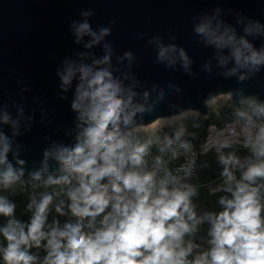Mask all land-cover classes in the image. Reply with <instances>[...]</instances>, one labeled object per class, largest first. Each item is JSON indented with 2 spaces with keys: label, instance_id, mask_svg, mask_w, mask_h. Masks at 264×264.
<instances>
[{
  "label": "clouds",
  "instance_id": "obj_1",
  "mask_svg": "<svg viewBox=\"0 0 264 264\" xmlns=\"http://www.w3.org/2000/svg\"><path fill=\"white\" fill-rule=\"evenodd\" d=\"M71 27L77 43L85 36L91 37L84 45L88 49L100 44L111 31L109 27L93 31L87 20L73 22ZM255 31L262 29L256 25ZM195 32L206 46L217 50L220 66L230 58L234 61L235 67L225 76L236 75L239 69L259 71L264 65V47L255 49L245 37L237 38L229 27L221 30L219 23L214 26L211 19H206L195 27ZM252 32L253 27L245 28V33ZM103 47L105 54L100 59L93 57L91 65L83 62L89 54L80 53V63L66 59L63 71L57 72L64 91L78 78L71 104L79 113L77 142L74 147L54 146L44 152L42 171H47L51 157L60 165V175H49L43 181V187L53 188L52 192L40 193L39 200L32 195L27 205L32 214L27 222L16 219L15 203L0 196V217L6 218L0 227L5 242L0 244L2 264H37L39 258L32 253L33 248L45 250L40 264H264V197L260 191L264 183H258L264 181V102L252 97L241 99L242 106L234 110L232 123L212 139L223 165V183L211 189V194L223 191L230 198H219L221 211L198 216L192 200L197 189L185 182L192 174L194 159L180 165L177 173H184L180 176L167 167L163 158L167 152L172 159L192 152L191 142L183 139L186 128L181 126L172 136L165 135L155 142L134 137V117L146 109L134 102L137 93L113 76L111 45ZM225 50L228 55L223 54ZM175 52V45L161 44L158 60L171 65L175 63ZM123 58L131 60L132 53L125 52ZM179 58L187 68L190 60L183 49L179 50ZM245 78L239 76L240 80ZM0 122L11 123L14 129L18 124L7 113ZM153 143L161 155L154 157L153 167L148 170L146 157ZM234 143L248 149L250 156L242 161L235 153L222 152ZM10 151V139L0 132L2 190L21 182L24 176L25 162L18 159L16 163L21 167H14L7 159ZM235 170L240 171L239 179ZM32 178L39 181L41 172L33 173ZM60 196H65L67 202L60 200L54 211L58 216L74 218L62 226L57 218L48 221L50 206ZM205 222L210 225V247L196 251L200 245L186 237H193Z\"/></svg>",
  "mask_w": 264,
  "mask_h": 264
},
{
  "label": "water",
  "instance_id": "obj_2",
  "mask_svg": "<svg viewBox=\"0 0 264 264\" xmlns=\"http://www.w3.org/2000/svg\"><path fill=\"white\" fill-rule=\"evenodd\" d=\"M84 12L92 15L85 17ZM206 19L214 26L219 23L221 30L233 29L257 50L264 47V0H0V117L7 113L18 121L15 129L0 122V132L11 141L8 161L16 168L21 167L18 159L25 162L21 182L36 172L57 173L60 165L51 157L47 171H42L44 152L77 142L79 113L71 104L78 78L63 90L57 75L63 61L80 63L79 54L88 53L83 62L91 65L93 57H103L106 43L112 48L113 76L131 87L137 93L134 102L146 109L137 113L131 127L187 108L206 115L207 100L220 93L229 92L236 102L248 97L264 102V65L259 71L239 69L225 76L234 61L220 66L217 50L195 32ZM84 20L93 31L111 29L90 49L84 45L91 37L77 43L71 27ZM256 25L262 32L255 31ZM246 27L253 32L245 33ZM161 44L175 45V63L158 60ZM180 49L190 60L187 68ZM125 52L132 53L131 60L123 58ZM223 54L228 55L227 50ZM240 75L246 78L240 80Z\"/></svg>",
  "mask_w": 264,
  "mask_h": 264
},
{
  "label": "rangeland",
  "instance_id": "obj_3",
  "mask_svg": "<svg viewBox=\"0 0 264 264\" xmlns=\"http://www.w3.org/2000/svg\"><path fill=\"white\" fill-rule=\"evenodd\" d=\"M228 102L229 101L227 95L223 94L211 105H209L210 112L208 116L202 115L200 112H198L197 114L188 113L185 115L170 118L164 123H157L147 128L139 127L136 131L133 132V136L136 138L144 136L154 140L165 135L172 136L173 133L181 126H184L186 128L185 135L197 136L204 130L209 120L222 121L224 119H227L231 116H234V110L236 108L242 106L240 103L241 101L236 104L238 105L237 107L233 104H229ZM240 153H242V155L244 156H250L249 151ZM225 154H227V152H225ZM218 156V152H211L203 156L197 174L187 181L188 184L195 186L197 189V195L193 196L192 200L196 206L195 211L198 216H203L207 212L217 213L221 211L222 206L219 204V198L224 195H227L230 198V194L223 191H218L215 194H211L205 184L207 180L222 171L223 165L219 163ZM49 175L58 176L60 175V171H58L57 173L42 175L39 181L33 179H25L23 182L17 183L8 190L0 189V196L6 197L8 201L15 203L16 219L21 216V214L27 211V205L29 204L30 198L33 194L35 195V198L39 200L40 193L45 191H53V188L46 189L43 187V181ZM258 183H264V181H258ZM33 184H37L40 186L33 188ZM260 191L261 196L264 197V188H262ZM60 200H65L67 202V198L65 196H60L54 199L53 206H50L52 208V211L49 214L48 221L49 223H51L53 218H57L59 219L60 224L62 226L65 221L74 220V218H72L70 215H57V213L54 211V205L59 203ZM5 223L6 218L0 217V227L4 226ZM209 227L210 225L205 222L198 226V231L194 234L193 237H189L190 239H193L195 243L200 245V248L196 251H205L210 247L207 243L209 239L207 235ZM0 238L3 239L2 236H0ZM0 244L3 243L0 242ZM36 250L38 249H32L31 251L34 254ZM37 263L40 264V260H38ZM0 264H2V261H0Z\"/></svg>",
  "mask_w": 264,
  "mask_h": 264
},
{
  "label": "built area",
  "instance_id": "obj_4",
  "mask_svg": "<svg viewBox=\"0 0 264 264\" xmlns=\"http://www.w3.org/2000/svg\"><path fill=\"white\" fill-rule=\"evenodd\" d=\"M226 95L228 97V101H229L228 103L233 104L237 107L238 105H236V104L238 102H236L232 99L230 93L226 94ZM209 112H210V110H209ZM209 112L206 114L207 116L209 115ZM233 120H234V116H231V117L224 119L222 121L209 120V122L206 124L204 130L201 133H199L197 136L185 135L183 137V139L189 140L191 142V144L193 146L192 152L187 153V154H181L178 159H172L171 153L167 152L166 154H164V157H163L165 162H166L167 167L174 174H178L180 176H183L184 173L182 171L177 173V169L180 167V165H186L190 159H194L195 163H194V166L192 169V174L190 177L186 178V180H185V182L187 183V181L189 179H191L193 176H195L197 174L202 157L211 153V152H217L216 147L212 146L211 141L213 138H215L218 135L220 130L224 129L226 125L232 123ZM169 136H171V135H169ZM162 138L163 137L156 138L153 141L155 142L157 140H161ZM138 139H140L141 141H144V140H148L151 138L141 136V137H138ZM206 141H207V143H206ZM205 148L208 149L206 152H205ZM245 151L248 152V149L244 148L240 143H234L232 147L222 149V152L224 154H225V152H227V154L228 153H235L242 161L247 156L242 155V153H240V152H245ZM157 155H161V153L158 151V147H157L156 143H153V145L150 149V152H149L148 156L146 157L148 170L152 169L154 157H156ZM220 173L221 172H219L214 177L210 178L209 180H207V182H205V184H206V186L210 192H211V189L217 188L218 186L222 185L223 180H222ZM235 175L238 179L240 176V171L235 170Z\"/></svg>",
  "mask_w": 264,
  "mask_h": 264
},
{
  "label": "bare ground",
  "instance_id": "obj_5",
  "mask_svg": "<svg viewBox=\"0 0 264 264\" xmlns=\"http://www.w3.org/2000/svg\"><path fill=\"white\" fill-rule=\"evenodd\" d=\"M223 94H229V92H226V93H220L212 98H209L207 100V103L209 105H211L215 100H217L220 96H222ZM199 112L198 109H194V108H187L181 112H178V113H175V114H172L170 116H160L158 117L157 119H155L154 121L150 122V123H146V124H140V125H135L133 128H139V127H143V128H147V127H150L154 124H157V123H164L166 120H169L170 118H173V117H177V116H181V115H185V114H188V113H192V114H197Z\"/></svg>",
  "mask_w": 264,
  "mask_h": 264
},
{
  "label": "trees",
  "instance_id": "obj_6",
  "mask_svg": "<svg viewBox=\"0 0 264 264\" xmlns=\"http://www.w3.org/2000/svg\"><path fill=\"white\" fill-rule=\"evenodd\" d=\"M31 212L30 211H26L24 212L23 214H21V216H19L17 219L18 220H21V221H24V222H27L29 219H30V216H31ZM3 239L0 238V242L2 243H5L2 241ZM33 249H36V248H33ZM45 250L43 248H40L38 250L35 251L34 255L38 256L39 257V260L42 261L43 260V257L45 256Z\"/></svg>",
  "mask_w": 264,
  "mask_h": 264
},
{
  "label": "crops",
  "instance_id": "obj_7",
  "mask_svg": "<svg viewBox=\"0 0 264 264\" xmlns=\"http://www.w3.org/2000/svg\"><path fill=\"white\" fill-rule=\"evenodd\" d=\"M187 239H190V238H189V237H186V240H187Z\"/></svg>",
  "mask_w": 264,
  "mask_h": 264
}]
</instances>
